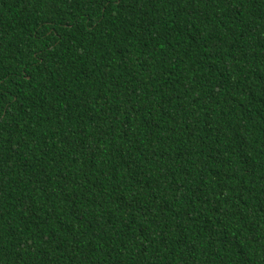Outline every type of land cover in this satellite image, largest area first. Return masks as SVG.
Returning a JSON list of instances; mask_svg holds the SVG:
<instances>
[{
    "label": "trees",
    "instance_id": "obj_1",
    "mask_svg": "<svg viewBox=\"0 0 264 264\" xmlns=\"http://www.w3.org/2000/svg\"><path fill=\"white\" fill-rule=\"evenodd\" d=\"M0 264H264V0H0Z\"/></svg>",
    "mask_w": 264,
    "mask_h": 264
}]
</instances>
